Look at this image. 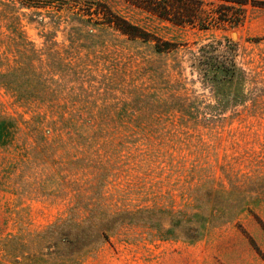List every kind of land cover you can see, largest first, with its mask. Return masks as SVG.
<instances>
[{"label": "rangeland", "instance_id": "374dc122", "mask_svg": "<svg viewBox=\"0 0 264 264\" xmlns=\"http://www.w3.org/2000/svg\"><path fill=\"white\" fill-rule=\"evenodd\" d=\"M210 42L233 48L226 81ZM0 264H264V6L200 28L0 0Z\"/></svg>", "mask_w": 264, "mask_h": 264}, {"label": "trees", "instance_id": "16d2710c", "mask_svg": "<svg viewBox=\"0 0 264 264\" xmlns=\"http://www.w3.org/2000/svg\"><path fill=\"white\" fill-rule=\"evenodd\" d=\"M29 1V0H28ZM33 0H30V2ZM132 5L147 11L163 20L179 25H195L200 28L213 26H238L246 19V8L264 6L263 1L255 0H127ZM211 7H208V5ZM106 22L121 30L131 38L148 40L147 33L140 27L110 11ZM156 39L158 51H173L177 45L173 42ZM228 48V50L226 49ZM225 52V53H222ZM232 46H224L222 42L206 43L198 51L197 59L206 68L213 69V80L226 81L236 73V65L231 54ZM199 56V57H198Z\"/></svg>", "mask_w": 264, "mask_h": 264}, {"label": "water", "instance_id": "95a60500", "mask_svg": "<svg viewBox=\"0 0 264 264\" xmlns=\"http://www.w3.org/2000/svg\"><path fill=\"white\" fill-rule=\"evenodd\" d=\"M234 36H235V34H234Z\"/></svg>", "mask_w": 264, "mask_h": 264}]
</instances>
